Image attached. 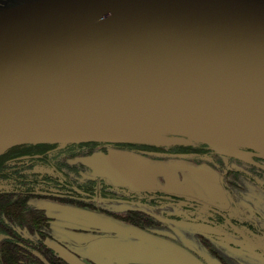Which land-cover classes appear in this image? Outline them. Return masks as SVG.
<instances>
[{
  "label": "water",
  "instance_id": "95a60500",
  "mask_svg": "<svg viewBox=\"0 0 264 264\" xmlns=\"http://www.w3.org/2000/svg\"><path fill=\"white\" fill-rule=\"evenodd\" d=\"M136 123L224 127L264 146V0H38L0 11V154L151 143L125 132Z\"/></svg>",
  "mask_w": 264,
  "mask_h": 264
},
{
  "label": "rangeland",
  "instance_id": "374dc122",
  "mask_svg": "<svg viewBox=\"0 0 264 264\" xmlns=\"http://www.w3.org/2000/svg\"><path fill=\"white\" fill-rule=\"evenodd\" d=\"M33 1L38 0H0V11ZM88 143H66L45 147L31 145L24 150L42 151L50 156L44 158L40 163L35 161L39 159L30 158L31 161H35L32 168L23 166L27 163V159L10 163L5 170H11L15 167L21 169L20 172L22 173L17 171L18 174L16 175L24 179L20 181L22 184L19 186L8 180V176L0 177V194L12 191L18 200L24 197L20 193L33 190V188L36 191L40 187L44 188L43 185H38L40 181L34 177L41 176L43 180H46V176L59 178L60 181L58 182L63 185L62 198L64 200L75 199V203L79 206L74 208L66 203H49L46 205L47 202L37 199L30 200V204L35 208H40V206L44 209L47 208L49 214L53 216L62 214L65 219H71L70 217L75 211V259L67 255L68 253L55 243H50L55 245V249L65 259L75 261L74 264H201L203 260L205 261L203 264H220L209 253L207 257L203 254H198L199 257H196L193 254H188L180 247V245L188 248L199 247L196 233L190 234V231L194 230L190 226H187L189 228V232H187L183 229V224L173 223V225L179 226L176 230L178 234L174 237L180 243L177 245L121 222L120 216H125L126 211L138 209L137 202L128 201L125 203L123 194L129 195L132 192L134 193L131 195L133 196L132 200L137 201L141 198L140 192L154 189L144 185L140 186V179L143 178L140 173L142 169L139 167L144 166L146 171L152 169L156 173L157 168L154 164L156 165L157 162L161 167L165 166L163 162L166 161H169V166H173L177 165L175 162L178 160L196 158L203 164L196 166L197 169L194 166L191 168L193 171L202 172L203 176L207 178L205 181L208 184L204 185V192L201 194L198 193L200 192L198 186H193V191H191L194 196L201 197L202 201L210 203L208 210L200 211L198 209V212L185 211L183 213L172 210L158 213L162 216L166 229L171 231L174 229L168 219L165 218L171 214L190 215L191 217L197 213L202 215L206 213L208 216H214L217 210H221V213L230 217H243L244 219L241 221L252 230H258L264 226V172L239 161L240 158L233 153L213 149L201 142H183L173 139H168L165 145L153 141L151 143H109L111 145L98 146ZM244 151L250 153V158H253L251 156L253 154L255 158L264 160V156H260L254 151ZM4 153H1L0 156ZM193 154L196 157H192ZM163 157H170V159L162 161ZM5 170L1 172H7ZM219 171H222V176L225 175L224 183L227 184V192L221 187L217 173ZM128 181H137V185L132 186L127 183ZM101 191L105 193L106 197L102 194L99 195ZM165 191L171 192L173 190L167 187ZM174 191L179 192L178 190ZM56 192V186L48 184V198L54 197ZM89 193L96 194L90 195ZM81 202L91 205L84 207ZM13 215V212L8 214L3 212L0 216V220L3 222L1 224L5 223L26 237L30 236L33 240L38 241L37 238L29 234L27 229L29 224L26 221L16 222L12 218ZM19 217L23 219L24 213L20 214ZM250 222L253 223V226H250ZM164 226L163 224L160 227L157 226L159 229L157 231L161 232V236H167L166 233H162L165 229ZM63 227H71L70 221L64 222L63 220ZM121 227L122 230H125L124 227L127 229L124 231L125 233L122 232V236H119ZM202 227H199L198 230H204V233H211L212 235L217 233L224 237V240L217 239L218 241L214 243L216 247L221 244L225 247L232 246V241L229 239L232 236L227 232L229 230L227 225L210 220L206 223V227ZM241 230L245 231V228H241ZM72 237L69 236V239L71 240ZM249 237L251 240L253 236L249 233ZM4 239L6 240L0 234V243L4 242ZM253 240L258 242L257 239ZM235 246L246 251H236L239 252L242 261H247L248 252L257 249L252 250V247L250 248L246 244L238 246L235 243ZM124 250L127 253H124ZM216 250L218 251L219 248ZM119 251L123 253L119 254ZM236 254L230 252L231 258L228 259H234Z\"/></svg>",
  "mask_w": 264,
  "mask_h": 264
},
{
  "label": "flooded vegetation",
  "instance_id": "af4514ba",
  "mask_svg": "<svg viewBox=\"0 0 264 264\" xmlns=\"http://www.w3.org/2000/svg\"><path fill=\"white\" fill-rule=\"evenodd\" d=\"M90 145H111L109 143H94L89 142ZM114 145V144H113ZM25 146L23 148L17 149L18 151H15L14 155L12 154L9 156L10 158L6 160L5 167H3V170H5L6 167L10 163L13 162H19L27 159V163H25L23 166L28 167H34L32 164L36 162L40 163L44 158H48L50 155H46L45 152L42 151H30V150H24L31 145H19L15 147ZM33 146V145H32ZM34 147H45L43 145H34ZM14 148V147H12ZM14 152V151H13ZM12 152V153H13ZM195 154L192 155V157ZM196 157V156H194ZM31 159L37 158L39 160L31 161ZM153 158V157H152ZM154 159V158H153ZM167 159H170V157H163L162 161H165ZM184 162H189L190 164L194 166L202 165L203 163L199 161L196 158H189V159H183ZM239 161L243 162L244 164H247L251 166L254 169H257L261 172H264V160L255 158L242 160ZM31 164V165H29ZM2 168V166H1ZM215 168V167H214ZM19 167L12 168L11 170L6 169L5 173L0 172V177L8 176V180H11L12 183L15 185H20V181L24 180L16 175L20 172ZM18 171V173H17ZM22 173V172H20ZM219 174V179L221 183V187L225 192H227V184L224 183V176L221 175L222 171L217 172ZM217 174V175H218ZM227 174V171H226ZM35 179H39L40 183L38 185H43L44 188L40 187L38 191H36L35 188L33 190H27L24 193H20L22 196H24L26 199L24 200V203H21L20 208L18 212L24 213V218L21 219L19 216L16 217L15 212L13 215V219L16 220V222H27L29 226H27L28 232L30 235L34 236L38 239V241L33 240L30 236L26 237V235H23L16 231L14 228L10 227L9 225L1 224L3 223L0 220V234L6 238L4 242L0 243V256L3 255V245H5V242L7 240H10L8 242H11L17 248H19V253L27 254L29 255V258L25 257L22 264H74L75 261H70L68 259H65L64 256H61L59 251L55 249V245H51L50 243H55L59 248H61L64 252L68 253L67 255H70L75 259V228L71 227H63V220L64 222H68L71 219H65L64 216L56 215L53 216L49 214L48 209H44L40 206V208H35L31 206L30 200L37 199L39 201L47 202L46 205L49 203H58L63 204L66 203L68 205H71L75 208L77 203H75V199H66L64 200L63 197V185L58 182L60 181L57 177H48L46 176V180H43L41 176L34 177ZM58 182V183H57ZM19 183V184H17ZM48 184L54 185L57 188V192L54 195V197L48 198L47 193V186ZM166 189L164 188H154L150 191L143 190L141 193V198L136 200H132L131 196L134 193H130L129 195L124 193V201L125 203L129 202H137L136 206H138V209L135 211H126L127 214L125 216L121 217L120 220L123 223H126L128 225H131L137 229H140L144 231L147 234H151L152 236L159 237L163 240H166L170 243L180 245L177 239H175V235L178 234L176 231L179 226L173 225V223H180L183 224V229L187 232H189V228L187 226L192 227L194 230L190 231V234L192 232L196 233V238L198 239L199 247L197 248H188L185 246L180 245L182 249H184L188 254H193L196 257H199L198 254H203L205 257H207L208 253L211 254L220 264H264V226L260 227V229L252 230L248 225H245L241 220H243V217H230L228 215H225L224 213H221V210H217V212L214 214V216H208L205 214H196L190 217V215H169L168 217H165L168 219V221L172 224L171 227H173V231L170 229H166L164 226L163 218L158 213L161 212H169L172 210L178 211L180 213H183L185 211L189 212H198L199 210H208V205L210 203H206L202 201L198 196L189 195L177 191H171L166 192ZM14 191V190H13ZM126 191V190H125ZM128 192V191H126ZM90 194V193H89ZM95 195L96 193H91L90 195ZM106 197L105 193L102 191L99 193V195ZM0 195L7 196L11 199V202L16 203V201H20L17 199V196L15 193L6 192L1 193ZM89 195V196H90ZM24 197L22 199H24ZM39 197V198H38ZM62 200V201H59ZM79 202V201H76ZM84 207H88L91 204L89 203H83L81 202ZM15 207V205H14ZM203 208V209H202ZM199 209V210H198ZM215 209V208H214ZM218 209V208H217ZM16 210V208H15ZM214 211V210H212ZM219 211V212H218ZM3 212L0 213V216ZM71 218V217H70ZM162 220V221H161ZM216 221L220 222L222 225H227L228 229L227 232L232 236L229 239L232 241V246H224L223 244L216 247L214 245L215 242H217L218 238H221L224 240V237L219 236L217 233L215 235L211 233H204V230H198L199 227L203 228L202 226L206 227V223L208 221ZM71 224V223H70ZM163 226L165 227L164 231L162 233H166L167 236H161V232L157 231L159 230L157 226ZM250 226H253V223L250 222ZM177 227V228H176ZM247 227V229H246ZM234 228V229H233ZM241 228H245V231L241 230ZM249 233L253 236V239H257V241L253 240L249 237ZM206 234V235H205ZM195 235V234H193ZM69 236H73L71 240L69 239ZM257 237V238H256ZM235 243L238 246L247 245L248 247H252V250L255 249L252 252H248V259L247 261H242L240 258L239 252H246L243 248H237L235 246ZM224 246V247H223ZM216 248H219V252L216 250ZM235 250V251H234ZM237 253V256H234L233 259L229 256V253ZM207 253V254H205ZM251 255V256H250ZM32 256V257H31ZM251 259V260H250ZM205 261L203 260L201 264H203ZM0 264H2L1 257H0Z\"/></svg>",
  "mask_w": 264,
  "mask_h": 264
},
{
  "label": "bare ground",
  "instance_id": "6f19581e",
  "mask_svg": "<svg viewBox=\"0 0 264 264\" xmlns=\"http://www.w3.org/2000/svg\"><path fill=\"white\" fill-rule=\"evenodd\" d=\"M125 132L133 134L137 141L153 140L155 143L165 145L168 139L183 142H201L217 149H225L237 157L250 159V153L244 150L254 151L260 156H264V146L258 144L248 136L235 130L211 126L193 125L185 129L176 130L170 133L160 132V126L141 123L131 125ZM172 136L171 138H169ZM251 156H254L251 154Z\"/></svg>",
  "mask_w": 264,
  "mask_h": 264
},
{
  "label": "crops",
  "instance_id": "0c3cea01",
  "mask_svg": "<svg viewBox=\"0 0 264 264\" xmlns=\"http://www.w3.org/2000/svg\"><path fill=\"white\" fill-rule=\"evenodd\" d=\"M165 166H160L159 162L154 166L157 168L156 173L150 169V171H146L143 167H139L141 170V175L143 179H140V186L144 185L150 188H164L167 189V187L171 190H178L181 193L193 195L191 191L193 186L200 187V192H204V185H208L205 181L207 178L203 176L202 172L193 171L191 167L194 165L190 164L189 162H184L182 160H178L175 162L177 165L169 166V161L163 162ZM196 167V166H194ZM198 167H196L197 169ZM135 182L128 181L127 183L131 184L132 186L137 185ZM128 184V185H129ZM151 184V185H150ZM129 185L130 187H132ZM207 192V191H205ZM72 228H75V211L71 215L70 220ZM126 230L127 228L124 227ZM122 227L120 228V234L119 236H122ZM125 249V247H123ZM124 253H127L126 250H124ZM122 251H119V254H122Z\"/></svg>",
  "mask_w": 264,
  "mask_h": 264
},
{
  "label": "trees",
  "instance_id": "16d2710c",
  "mask_svg": "<svg viewBox=\"0 0 264 264\" xmlns=\"http://www.w3.org/2000/svg\"><path fill=\"white\" fill-rule=\"evenodd\" d=\"M43 146H48V145H59V144H40ZM25 146H20V147H14L8 149L3 155L0 156V172H3V167H5V162L8 160L12 154L14 155L15 151H18L17 149L23 148ZM14 151V152H13ZM13 152V153H12ZM2 166V168H1ZM21 203H24V199H20V201H16V203L11 202V199L7 196L0 195V213L5 212L6 214L10 212H15L16 217L22 214V212H18V210L21 206ZM15 205V207H14ZM20 207V208H19ZM16 208V210H15ZM10 240H7L5 242V245H3V255H1V261L2 264H22L24 258L27 257L29 258V255L27 254H22L19 253V248L12 244L11 242H8ZM32 257V256H31Z\"/></svg>",
  "mask_w": 264,
  "mask_h": 264
}]
</instances>
